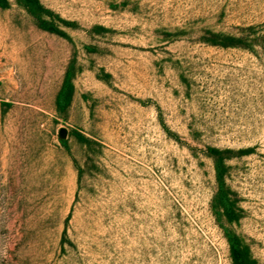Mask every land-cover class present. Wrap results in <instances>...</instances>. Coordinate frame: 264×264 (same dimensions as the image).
<instances>
[{"label": "rangeland", "instance_id": "rangeland-1", "mask_svg": "<svg viewBox=\"0 0 264 264\" xmlns=\"http://www.w3.org/2000/svg\"><path fill=\"white\" fill-rule=\"evenodd\" d=\"M3 1L0 264H264V0Z\"/></svg>", "mask_w": 264, "mask_h": 264}, {"label": "trees", "instance_id": "trees-1", "mask_svg": "<svg viewBox=\"0 0 264 264\" xmlns=\"http://www.w3.org/2000/svg\"><path fill=\"white\" fill-rule=\"evenodd\" d=\"M20 5L27 10L29 13L37 12L41 15H44L46 13L37 3V0H17ZM5 2L3 0H0V7H4ZM41 30L48 31L46 27L41 26ZM226 41L233 42L234 39H228L225 38ZM213 46H220L223 48L230 47L233 45H226V44H218L214 43ZM66 87V79L63 82V91ZM63 91L60 90L58 96H57V102L56 105H59L60 97H63ZM69 96L66 99L65 105L68 104ZM214 179L217 185V199H216V209L217 214L222 217L227 223H232L235 221L233 217V208L231 205L230 200L225 195L224 192V185H223V179H222V173L219 171L218 167H215L214 169ZM227 245H228V257L231 262V264H255L254 261L250 258L249 253L247 251V248L241 244V241L234 236H228L226 237Z\"/></svg>", "mask_w": 264, "mask_h": 264}, {"label": "water", "instance_id": "water-1", "mask_svg": "<svg viewBox=\"0 0 264 264\" xmlns=\"http://www.w3.org/2000/svg\"><path fill=\"white\" fill-rule=\"evenodd\" d=\"M62 136H63V132L61 131V132L59 133V137L62 138Z\"/></svg>", "mask_w": 264, "mask_h": 264}]
</instances>
